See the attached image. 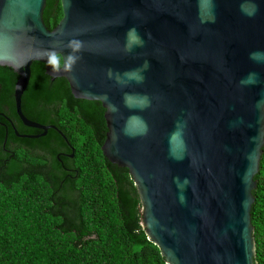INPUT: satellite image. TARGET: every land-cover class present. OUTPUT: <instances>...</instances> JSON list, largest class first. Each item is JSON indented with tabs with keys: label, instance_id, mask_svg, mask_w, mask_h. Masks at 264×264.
Returning a JSON list of instances; mask_svg holds the SVG:
<instances>
[{
	"label": "water",
	"instance_id": "95a60500",
	"mask_svg": "<svg viewBox=\"0 0 264 264\" xmlns=\"http://www.w3.org/2000/svg\"><path fill=\"white\" fill-rule=\"evenodd\" d=\"M46 3L0 0V67L18 75L21 122L65 137L22 112L41 62L75 98L102 104L101 149L131 175L141 226L167 264H257L264 0H61L53 30Z\"/></svg>",
	"mask_w": 264,
	"mask_h": 264
},
{
	"label": "trees",
	"instance_id": "16d2710c",
	"mask_svg": "<svg viewBox=\"0 0 264 264\" xmlns=\"http://www.w3.org/2000/svg\"><path fill=\"white\" fill-rule=\"evenodd\" d=\"M62 17L61 0H47L46 26L53 30ZM50 64L60 68L62 58L52 56ZM45 68L33 62L22 112L65 137L54 129L41 136L21 122L18 75L0 67V264H167L141 226L131 175L101 149L102 104L75 98L68 82L53 80ZM33 133L40 137L23 136ZM255 180V262L264 264V151Z\"/></svg>",
	"mask_w": 264,
	"mask_h": 264
},
{
	"label": "flooded vegetation",
	"instance_id": "af4514ba",
	"mask_svg": "<svg viewBox=\"0 0 264 264\" xmlns=\"http://www.w3.org/2000/svg\"><path fill=\"white\" fill-rule=\"evenodd\" d=\"M32 121V120H31ZM34 122V121H33ZM37 123V122H36ZM39 124V123H38ZM40 125H42V124H40ZM46 126V125H45ZM27 127V126H26ZM28 128H30V127H28ZM30 129H36V128H30ZM37 130H40V129H37ZM47 134V133H46ZM24 136L25 135H28V136H32V137H37V138H39L40 137V134H23ZM257 186H258V183H257ZM262 192H263V189H258V193H259V198L261 199V197H262Z\"/></svg>",
	"mask_w": 264,
	"mask_h": 264
}]
</instances>
